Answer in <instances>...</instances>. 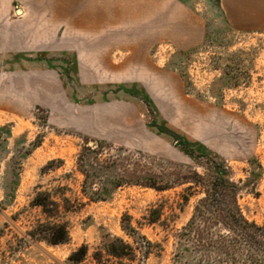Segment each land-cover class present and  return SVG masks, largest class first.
<instances>
[{
    "label": "rangeland",
    "instance_id": "374dc122",
    "mask_svg": "<svg viewBox=\"0 0 264 264\" xmlns=\"http://www.w3.org/2000/svg\"><path fill=\"white\" fill-rule=\"evenodd\" d=\"M179 136L225 158L235 180L262 164L241 203L264 222V0H0V264H69L82 244L94 264L110 235L134 243L126 215L152 242L134 264L195 261L178 234L202 195L127 183L194 165ZM80 165L104 199L84 193ZM58 186L75 200L70 241L19 247L17 228L42 215L36 193Z\"/></svg>",
    "mask_w": 264,
    "mask_h": 264
},
{
    "label": "trees",
    "instance_id": "16d2710c",
    "mask_svg": "<svg viewBox=\"0 0 264 264\" xmlns=\"http://www.w3.org/2000/svg\"><path fill=\"white\" fill-rule=\"evenodd\" d=\"M177 141L180 149L194 160V165L188 166L174 181L158 175H147L145 178H131L127 183L158 191L174 185H187L182 193L184 203H188L194 194L202 195L195 204L191 218L178 234L182 250L196 255L195 261L187 264H264V222L250 219L241 203L245 190L258 193L255 186L262 175V164L250 160L247 180H235L225 158L204 143L187 136H179ZM80 159L84 161L82 156ZM198 168H202L203 172ZM80 171L87 177L83 191L89 199H104L100 191L87 192L89 175L83 166ZM118 185H122V180L115 187ZM66 189L65 186H58L54 190L36 193L32 205L39 207L42 215L26 230L15 226L18 230L16 244L19 247H39L41 242L56 246L70 241V220L66 214L74 210L75 200L67 196ZM163 215L164 206L159 205L152 207L146 218L154 224L160 222ZM123 228L134 243L110 235L92 255L94 264H134L139 252L143 257L148 254L152 242L138 232L128 215L124 217ZM88 255L89 246L82 244L70 254L67 262L83 264Z\"/></svg>",
    "mask_w": 264,
    "mask_h": 264
},
{
    "label": "water",
    "instance_id": "95a60500",
    "mask_svg": "<svg viewBox=\"0 0 264 264\" xmlns=\"http://www.w3.org/2000/svg\"><path fill=\"white\" fill-rule=\"evenodd\" d=\"M18 13H22V10L21 9H18ZM92 143V142H91Z\"/></svg>",
    "mask_w": 264,
    "mask_h": 264
}]
</instances>
